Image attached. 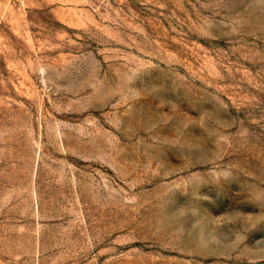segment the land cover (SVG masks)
Wrapping results in <instances>:
<instances>
[{
	"label": "rangeland",
	"instance_id": "obj_1",
	"mask_svg": "<svg viewBox=\"0 0 264 264\" xmlns=\"http://www.w3.org/2000/svg\"><path fill=\"white\" fill-rule=\"evenodd\" d=\"M0 264H264V0H0Z\"/></svg>",
	"mask_w": 264,
	"mask_h": 264
}]
</instances>
